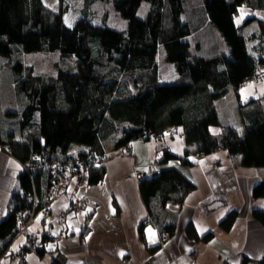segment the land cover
<instances>
[{
  "label": "trees",
  "instance_id": "1",
  "mask_svg": "<svg viewBox=\"0 0 264 264\" xmlns=\"http://www.w3.org/2000/svg\"><path fill=\"white\" fill-rule=\"evenodd\" d=\"M84 1V16L70 27L64 22L66 0H60V12L49 9L43 0H0V57L6 58L0 72L10 71L13 90L9 94L18 103L16 110L3 109L5 100L0 97V147L22 165V193L13 195L9 211L13 215L0 222L2 248L17 226L15 215L34 205L31 197L43 202L50 195L55 180L38 161H75V156L83 157L86 151L72 153L74 146H85L94 159H103L99 165L87 166L91 185L104 181L105 165L114 154L130 144V155L134 142L157 139L176 128H182L189 149L182 158L165 151L163 165L180 159L189 167L192 157L204 158L223 150L230 157H240L242 167L264 168L262 102L254 100L241 106L243 132L222 125L218 111L230 92L238 94L245 88L242 83L257 81L255 64L264 65V57L251 54L248 39L234 22L240 6L254 2L263 8L264 0H201L205 19L219 30L229 47V55L215 58L192 52L190 38L202 24L183 17L194 0ZM97 2L110 3L127 21V28L120 31L94 24L88 9ZM143 3L150 8L147 17L140 19ZM30 53H58L57 76L36 74L22 60ZM161 54L174 64L178 81L159 80ZM71 58L75 63L70 66ZM1 83L0 76V91ZM216 128L221 129L220 134L214 133ZM196 189L194 180L172 167L162 169L156 178L139 180L148 213L138 230L141 239L145 240L144 228L151 224L163 238H173L177 225L169 220L170 206L182 207ZM252 198L264 199V182L253 188ZM252 214L264 227V211L254 209ZM238 217L237 210L230 211L220 228L230 231ZM186 234L194 241L208 242L214 237L209 233L199 238L192 222L187 224ZM34 250L44 254L39 246ZM49 264H69V260L57 253ZM242 264H252V260L244 257ZM255 264H264V258Z\"/></svg>",
  "mask_w": 264,
  "mask_h": 264
},
{
  "label": "crops",
  "instance_id": "2",
  "mask_svg": "<svg viewBox=\"0 0 264 264\" xmlns=\"http://www.w3.org/2000/svg\"><path fill=\"white\" fill-rule=\"evenodd\" d=\"M192 2L184 21L202 24L190 38L193 54L218 57L223 44L224 51L229 47L219 30L205 19L203 2ZM234 22L248 39L251 54L264 57V7L246 3L240 6ZM254 100L264 105V80L226 96L219 104V115L233 114L239 126L235 120H222L220 116L222 125L243 132L241 106ZM213 131L221 133L220 128ZM188 149L182 128L170 129L160 138L134 142L130 155L114 154L105 165L107 174L102 183L91 185L88 180L72 179L69 192L50 204L47 222L43 223L38 215L30 225L29 231L35 234L33 250L27 247L29 251L20 261L5 255L2 263L49 264L54 255L61 253L69 264H242L244 257L255 264L264 258V227L252 213L254 209L264 211V199L255 201L252 190L264 182V168L242 167L240 157H230L223 150L204 158L192 157L189 167L180 159L160 163V171L177 168L194 180L197 189L182 207L170 206L169 220L177 225L173 238L164 241L151 224L145 226V240L141 239L138 230L148 213L140 196L139 180L132 177L134 171L146 170L152 159L161 158L165 151L182 158ZM79 150L87 152L88 148L76 146L72 153ZM21 173L20 162L0 147V222L9 214L13 195L22 193ZM77 200L85 201L84 206L63 219L61 214ZM232 210H237L239 217L230 231H224L220 222ZM189 222L199 238L209 233L214 237L208 242L191 240L186 234ZM26 242V237L16 238L10 248L22 250ZM37 246L44 250L42 256L34 250ZM155 248L157 251L150 253Z\"/></svg>",
  "mask_w": 264,
  "mask_h": 264
},
{
  "label": "rangeland",
  "instance_id": "3",
  "mask_svg": "<svg viewBox=\"0 0 264 264\" xmlns=\"http://www.w3.org/2000/svg\"><path fill=\"white\" fill-rule=\"evenodd\" d=\"M44 4L49 7V9L53 10L54 12H60L62 10L61 2L60 0H43ZM66 6L67 10L64 13V22L66 25L72 27L74 23L82 18L83 12L85 14L86 10V3L84 0H66ZM149 4L143 3L140 11L138 12V17L140 19H145L147 17L148 11H149ZM88 15L90 16V19L93 21L94 24L96 25H107L113 29L123 31L127 28V21L122 19L114 10L113 6L110 3L107 2H97L93 6H91L88 9ZM185 20V18H183ZM224 46L226 47L225 44L221 47V53L220 56L222 55H229V50L224 51ZM192 52H195L194 48L192 49ZM6 58L0 57V64L5 61ZM60 57L58 53H53V54H43V53H30V54H24L22 56V60L29 66H32L35 70L36 74H42L50 77H56L57 72H58V61ZM74 58H71L68 60V64L74 65L75 61ZM67 67V66H66ZM159 80L161 82L165 83H174L178 81V74L176 73L175 66L174 64L167 62L164 60L162 54L159 56ZM1 76V91H0V97H2L5 101L2 102L3 109H12L16 110L17 109V99L13 96V94H9L12 88V82H10L11 78V73L9 70L4 69L3 71L0 72ZM12 92V91H11ZM226 97H224L225 99ZM2 110V109H1ZM5 111V110H4ZM220 114V112H219ZM222 116V115H220ZM222 120L223 118H227L230 121L235 120L234 124L236 126H239V123L237 121V117H235L233 114H229L225 117L224 115L221 117ZM168 131V130H167ZM166 131V132H167ZM164 132V134L166 133ZM241 132V131H240ZM76 147V146H74ZM76 149V148H74ZM161 163V158L159 162L156 163L155 169H157V174H152L153 178H156L160 175V170H158V167ZM149 167V165H148ZM147 167V169H148ZM141 170V169H139ZM154 172V170H152ZM136 179V178H135ZM140 180V179H137ZM79 200H77L78 202ZM76 202V201H75ZM85 202V201H83ZM10 215H13V213L8 214L7 218L10 217ZM16 216V215H15ZM28 230H30L28 228ZM24 237V236H20ZM34 237L35 234L31 233L28 231V235H26V245L24 247H28L30 249H33L32 247L34 245ZM16 237L13 238L11 241H7L10 239V237L6 238L5 242L6 246L2 248L0 247V264L2 263V259L4 258L5 255L9 256L13 260H18L20 261L23 259V256L27 253V250H18V251H12L10 249V246L12 242H14ZM19 238V237H17ZM171 239L168 236H164V241ZM162 247V245H160Z\"/></svg>",
  "mask_w": 264,
  "mask_h": 264
},
{
  "label": "built area",
  "instance_id": "4",
  "mask_svg": "<svg viewBox=\"0 0 264 264\" xmlns=\"http://www.w3.org/2000/svg\"><path fill=\"white\" fill-rule=\"evenodd\" d=\"M255 73L257 81L264 80V65L262 66L259 62L255 64ZM247 83H242V87H246ZM7 148V147H3ZM132 150V145H128L124 148L120 154L127 155ZM84 154L85 158H84ZM160 158L156 157L152 159L151 164L149 165L146 171L144 170H136L133 173V177L136 179H145V178H153L152 174H157V169H155L156 163L159 162ZM100 162H103V159L98 157L93 158L88 152H83V157L75 156V161H65L61 163L51 164V163H42L38 161L41 169L43 171H49L53 178L54 184L51 188L50 195L46 201L40 202L36 196H32L30 201H34V205L25 209L23 212H19L16 214L15 218L17 220V228L12 231V233L8 236L10 237L9 240H13L14 237H20L28 235V228L33 223L35 218L38 215L42 216L43 223L47 222L49 217V207L50 204L56 200L60 195L66 194L69 192L70 189V182L72 179H81V180H88L89 177V169L87 166H96L99 165ZM92 163V164H90ZM154 170V172L152 171ZM160 173V172H159ZM42 204L43 206L38 208L39 205ZM83 200H79L78 202L73 201L69 207L61 214L63 219H66L72 212L78 210L84 206ZM7 237V238H8ZM15 238V239H16ZM13 243V242H12Z\"/></svg>",
  "mask_w": 264,
  "mask_h": 264
},
{
  "label": "bare ground",
  "instance_id": "5",
  "mask_svg": "<svg viewBox=\"0 0 264 264\" xmlns=\"http://www.w3.org/2000/svg\"><path fill=\"white\" fill-rule=\"evenodd\" d=\"M16 228H17V226H16ZM16 228H15V229H16Z\"/></svg>",
  "mask_w": 264,
  "mask_h": 264
}]
</instances>
